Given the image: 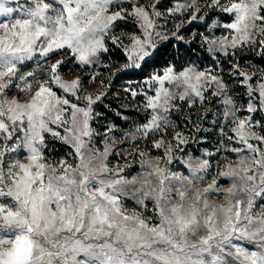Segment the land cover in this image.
I'll return each instance as SVG.
<instances>
[{"label": "snow or ice", "instance_id": "snow-or-ice-1", "mask_svg": "<svg viewBox=\"0 0 264 264\" xmlns=\"http://www.w3.org/2000/svg\"><path fill=\"white\" fill-rule=\"evenodd\" d=\"M204 9L220 14L200 34L217 66L245 49L264 57V0H177L167 14L191 10V23ZM161 17L141 0H0V264H264V134L255 131L264 121L253 115L264 113V70L229 64L247 96L237 106L212 67L167 58L183 22L169 33ZM121 21L135 31L116 34ZM109 45L125 60L110 76L142 77L126 89L147 114L123 135L127 156L112 127L97 139L94 105L105 93L84 87L99 72L83 69L112 67L100 63ZM213 97L220 135L235 146L177 156L189 138L172 114ZM153 136L148 151L137 147ZM57 144L69 151L55 155Z\"/></svg>", "mask_w": 264, "mask_h": 264}, {"label": "rangeland", "instance_id": "rangeland-1", "mask_svg": "<svg viewBox=\"0 0 264 264\" xmlns=\"http://www.w3.org/2000/svg\"><path fill=\"white\" fill-rule=\"evenodd\" d=\"M141 2L157 4V10L162 13V17L158 20V23L164 25L165 29L169 33L176 30L175 25L183 22V27L179 31V35L184 37L183 42L195 41V44L200 45L201 51L195 53L191 61L187 62L188 57L185 59L184 55L176 58L181 64L194 62L201 69L205 67H212L216 73H219L222 76L225 83L228 85V94L233 97L237 106L241 104L246 105L247 96L245 94V89L244 87L239 86L236 83L235 78L230 75L229 64L239 62L241 67L246 71L260 72L261 70H264V57L257 55L255 52L249 49H245L239 52L235 59L231 57L227 59L219 57L221 63L219 66H217L213 58L207 52L206 46H203L200 36V34H210L208 26L220 16L217 11L204 9V11L198 15L204 16L205 20L201 21L197 19L189 23L188 21L192 15L191 10L182 15L176 14L174 16H169L167 14V9L173 7L177 3V0H141ZM180 2L183 3L184 0H180ZM207 2L208 0H198V5L203 6ZM124 6L127 7L128 5ZM133 31H135V29L131 23L126 24L121 21L118 23L116 34L119 35L121 33H130ZM215 34L220 35L221 33L216 32ZM124 43H128L127 39H124ZM109 47L110 51L102 55L100 63L110 64L112 67L94 69L89 66L83 69L82 74L84 77H88L93 71L99 72V77L96 82L92 83L85 79L84 87L91 92L105 93L101 100L98 101L96 105H94L95 112L99 113V116L96 117L92 126L98 133L101 134V136L97 137V139H101L107 128L112 127L113 132L111 135L115 136L117 141L116 150L123 151L125 156H127V153L131 150V148L128 142H123V135L125 132L132 131L136 125L143 123L147 114L138 110V106L142 104V97L134 98L129 92L126 91V89L132 88L133 90H136L142 83V78L121 81L120 76H110L109 73L114 71L116 68L121 67L125 60L124 54L120 49L113 48L111 45H109ZM259 60H261V62ZM69 67H71V65H69ZM77 74L81 73L77 72ZM101 81H103V84H101ZM12 95H16V93L13 92ZM20 98L21 100L25 99L23 96ZM220 99L221 98L213 97L205 105L201 106L199 103H197L191 109H189L185 104L183 105V110L180 113L172 114V119L175 120L180 126L175 130H183L185 136L189 138L188 143L182 146L183 152L176 153L177 156H182L185 159L191 156L193 159H195L196 157H200L205 150L215 152L216 149L221 146V141L225 140V138L221 137L219 131L220 126L223 124L221 116L223 106L220 103ZM242 115H248V113L244 112ZM253 115L255 120L264 121V113H255ZM186 116L189 119L185 120L184 117ZM214 120H216L217 123H213ZM197 128L200 130L197 131ZM225 131L227 132L228 129L225 128ZM255 131L260 134H264V128L259 126L255 128ZM157 138L158 136H153L148 141L140 140L137 143V147H139L141 150L148 151L146 145H150L151 140ZM225 143L228 147L235 146L227 144L226 140ZM56 147L58 152L55 153V155L57 156L63 155L64 152L69 151L67 147L60 144H57ZM157 154V150H151L149 153L150 156H155ZM220 155H229L231 159H235L234 155L231 153H225L221 151L217 158H219ZM110 159H112L113 163L116 161H119L120 163H132L133 158L129 157L127 160H121L120 157H112ZM138 170V164L133 163L132 169L130 171L135 172ZM174 170L183 171L184 169L177 162L174 165ZM207 182H210V179ZM222 185L224 187L229 186L227 181H222ZM220 202H223L222 198H220ZM260 204H264V199L257 198V210H259ZM127 207L131 209L135 207V205L133 202H128ZM145 215H152L151 206H149V209Z\"/></svg>", "mask_w": 264, "mask_h": 264}, {"label": "trees", "instance_id": "trees-1", "mask_svg": "<svg viewBox=\"0 0 264 264\" xmlns=\"http://www.w3.org/2000/svg\"><path fill=\"white\" fill-rule=\"evenodd\" d=\"M177 42V43H174ZM176 45V46H175ZM201 51L200 45L195 44V41L193 42H181L177 40H172L168 49H167V58L171 59L172 57L178 58L181 56H185V59L188 57V61H191L193 58V55L197 52ZM181 53V55H180ZM261 62V60H259ZM186 62V63H187ZM264 63V62H263ZM138 78H142L141 76H120V80H135Z\"/></svg>", "mask_w": 264, "mask_h": 264}]
</instances>
